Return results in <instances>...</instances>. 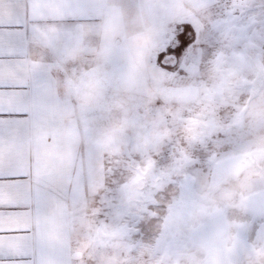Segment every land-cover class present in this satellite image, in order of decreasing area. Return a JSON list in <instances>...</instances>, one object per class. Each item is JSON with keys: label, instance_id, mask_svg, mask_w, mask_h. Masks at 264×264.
Listing matches in <instances>:
<instances>
[{"label": "snow or ice", "instance_id": "obj_1", "mask_svg": "<svg viewBox=\"0 0 264 264\" xmlns=\"http://www.w3.org/2000/svg\"><path fill=\"white\" fill-rule=\"evenodd\" d=\"M0 264H264V0H0Z\"/></svg>", "mask_w": 264, "mask_h": 264}]
</instances>
